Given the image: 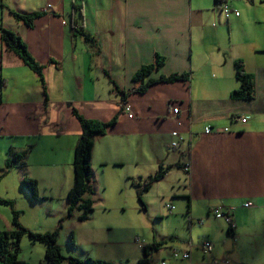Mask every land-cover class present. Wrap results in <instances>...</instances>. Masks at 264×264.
<instances>
[{
  "label": "crops",
  "instance_id": "crops-1",
  "mask_svg": "<svg viewBox=\"0 0 264 264\" xmlns=\"http://www.w3.org/2000/svg\"><path fill=\"white\" fill-rule=\"evenodd\" d=\"M227 1L238 17L226 20L215 0H0V26L15 33L43 67L41 81L0 39V148L7 155L26 152V173L43 199L63 197L58 219L67 213L81 134L74 107L90 120L117 117L92 150L98 196L116 190L137 196V185L165 170L142 194L146 205L142 209L138 201L140 209L150 218L168 211L170 220L187 225V233H172L169 255L177 263L157 264H264V0ZM12 13L36 17L25 25ZM72 23L94 44L77 35ZM157 55L164 65L152 78L187 74L189 80L132 92L133 75ZM237 70L253 78L250 100L232 97L240 87ZM174 141L178 148L170 147ZM47 187L56 191L46 193ZM173 199L179 200L165 202ZM215 209L230 216L231 226L214 217ZM35 225L41 232L55 228L39 217ZM123 230L79 253L136 263L144 245L135 227ZM198 231L202 237L193 238ZM204 241L212 243L210 253L202 252ZM173 250L188 251L191 261L174 258ZM40 252L23 260L48 264Z\"/></svg>",
  "mask_w": 264,
  "mask_h": 264
},
{
  "label": "trees",
  "instance_id": "trees-1",
  "mask_svg": "<svg viewBox=\"0 0 264 264\" xmlns=\"http://www.w3.org/2000/svg\"><path fill=\"white\" fill-rule=\"evenodd\" d=\"M220 0H215V7L218 6ZM74 9L75 6H74ZM13 18L25 25H31L35 14H19L12 13ZM75 33L82 36L84 40L90 45L94 44L92 36L87 34L78 28L76 24L72 23ZM0 39L2 46L7 50L15 53L20 60L31 69L39 78L43 81V67L38 65L34 59L30 56L25 44L22 40L12 31L4 29L0 26ZM164 65V58L156 56L155 61L152 64L141 66L132 77V83L135 85L132 92L137 94L145 93L152 85L172 84L176 82H187L189 76L187 74H170L160 75L157 78H152L151 75L158 73ZM236 79L240 83L238 90L233 91L232 97L242 100H250L254 96V83L253 78L239 70L236 71ZM122 102H126V94L121 93ZM72 114L79 121L81 127V134L75 145L73 151V185L67 193L66 199L68 202L67 218H71L73 212L78 209L82 210V214L78 217L80 222L87 220L89 213L93 210V201L85 199L87 194H94V172L91 167V155L96 139L106 134V132L112 128L117 121V117H114L108 122H100L96 120H90L80 115L76 108H71ZM178 148V147H177ZM28 151V150H27ZM10 159L5 162L6 170L11 168H18L22 175L21 185L27 191L32 201H39L41 198L38 195V185L34 179H31L26 173L25 157L26 152L13 153L8 151ZM165 170L160 167L159 170L153 175L149 176L143 185H137L139 188L137 191V199L142 207L145 209V204L142 201V194L147 192L152 183L161 179ZM1 205H9L12 209V228L11 230L0 231V263L1 264H31L27 263L19 258L20 254V242L24 236H27L32 243L43 244L45 248L44 258L48 264H113L109 261L95 260L87 257L85 260L77 258H66L62 255L60 247L57 245V237L59 227L51 232L37 233L25 229L19 223V213L13 209V205L10 201L2 199L0 197ZM69 243L74 245L73 234L69 233ZM163 243H150L142 247V258H140L135 264H150V256L152 253L158 251ZM129 264V263H126Z\"/></svg>",
  "mask_w": 264,
  "mask_h": 264
},
{
  "label": "rangeland",
  "instance_id": "rangeland-1",
  "mask_svg": "<svg viewBox=\"0 0 264 264\" xmlns=\"http://www.w3.org/2000/svg\"><path fill=\"white\" fill-rule=\"evenodd\" d=\"M0 151V197L10 201L13 205V209L18 211L20 224L24 221V223H26L25 225L33 228L28 229L21 224L25 229L32 232L43 233V231H36V217L44 219L48 227H52L53 225V227H55L54 230L61 225V228L57 231V245L61 248L64 257L77 258L83 261L87 257H84V255L81 256L82 254L79 252L90 251L92 244L99 241L101 238L104 239L105 236H110L112 234L116 236L117 234L125 233L123 230L124 228L135 227L138 233L136 237H138L137 241L139 244L146 245L153 241L163 243L158 251L152 253L150 257L152 264H157L161 260H165L167 263H177L170 258L169 255L172 241L175 240V235L172 233L174 232L176 235L184 237L187 233V225L184 226L180 224V220L178 219L170 220V216L173 215H169L170 213L168 214V211L163 214L164 216L150 218L151 216L147 211H141L137 196L134 195L133 197L125 198L123 194L119 193V190H116L113 195L101 191L100 193H102V195L99 194L98 196L99 191L96 190L97 188H94V194H87L84 197L85 199L93 201V213L89 216L90 220L87 223L78 220V217L82 214V210L80 211L78 209L73 212L70 219L67 218V213L66 215L62 214L61 218L58 219V213L63 212V197L53 196L52 198L43 199L41 197L43 192H41V188L40 190L38 188L41 193L39 197L43 200L32 201L27 191L21 185L22 175L20 180V172L22 171L19 172L17 168L15 171L7 173L10 169L6 170L5 160L10 159V155L2 153V147ZM55 191L56 188L47 187L46 193H54ZM177 200L179 199L170 200L171 202L166 200L165 202L169 205H174L173 201ZM142 201L146 205L143 199ZM101 202L102 207L100 206ZM149 203L159 206V203L155 199H149ZM51 216L54 218L53 223L50 225L49 218H51ZM101 228L102 236L99 230ZM11 229H13L12 209L9 205L0 204V231ZM90 230H92L93 233L86 237V233ZM70 232L73 233L74 248L70 247ZM197 237H202L201 232L198 231L197 234H193V238ZM33 245H35V248L32 249L31 247ZM20 249L19 258L21 260L36 259L40 249V257H42L43 251L45 250L43 244L32 243L27 236L21 239ZM139 249H137L138 254L141 253V249ZM106 261L112 262L113 264H125L126 262V260H120L118 255H115L112 261ZM35 264H39V262H35ZM42 264L46 263L42 262ZM131 264H135L134 260H131Z\"/></svg>",
  "mask_w": 264,
  "mask_h": 264
},
{
  "label": "built area",
  "instance_id": "built-area-1",
  "mask_svg": "<svg viewBox=\"0 0 264 264\" xmlns=\"http://www.w3.org/2000/svg\"><path fill=\"white\" fill-rule=\"evenodd\" d=\"M49 9V6H47ZM216 9L220 12V14L226 19L228 20L229 17L231 15H234L235 17L239 16V12L234 10L229 2L227 0H220V2L218 3V6H216ZM126 111H128V108H125ZM174 113H177V109H174ZM131 116V115H129ZM241 122H245L244 119L241 120ZM211 132L210 128H206L205 129V133L208 134ZM179 146V142L178 141H174L171 143L170 147L171 148H177ZM183 169L188 172L189 171V166H184L183 165ZM250 206L249 203L244 204V207H248ZM169 208L170 211H172L174 209L173 206H167ZM213 215L215 218L217 219H223L225 221V223L229 226H231V218L229 215L225 214L224 212L220 211L219 209H215L213 211ZM199 223H201V221H199ZM202 252L204 254L210 253L212 250V243L209 241H204L202 246H201ZM172 256L174 258H179L181 260H187V261H191V257H190V253L188 251L185 252H179L177 250H173L172 252ZM161 264H166L165 262H161Z\"/></svg>",
  "mask_w": 264,
  "mask_h": 264
}]
</instances>
